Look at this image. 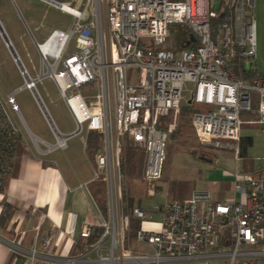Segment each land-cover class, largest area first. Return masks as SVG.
<instances>
[{
  "label": "built area",
  "instance_id": "obj_1",
  "mask_svg": "<svg viewBox=\"0 0 264 264\" xmlns=\"http://www.w3.org/2000/svg\"><path fill=\"white\" fill-rule=\"evenodd\" d=\"M40 1L71 15L73 24L68 30L52 29L43 41L34 39L41 59L38 77L30 74L18 54L13 55L24 79L16 92H32L55 142L33 134L13 95L7 100L0 94V184L13 169L23 129L42 155L66 149L74 135H81L86 147L89 132L97 131L102 134V151L93 181L105 182L111 213L101 225L102 237L92 245L101 249L109 242L108 254L100 256L99 263L209 264L226 258L227 264H264V169L236 175L233 195L225 200L216 199L210 190L196 189L184 201L155 205L161 214L157 228L145 227L151 215L136 208L134 215L142 220L137 238L147 243L150 253L125 248L129 216L123 212L121 173L124 140L129 136L146 154L142 180L147 192L157 194L167 143L185 103L197 108L191 121L203 146L232 140L230 147L238 156L241 113L252 111L254 102L256 121L264 130V75L246 81L241 74L251 70L257 53L255 0H220L218 8L217 0ZM181 29L191 33L195 46L166 48ZM0 35L12 53L14 45L1 20ZM46 77L54 81L74 118L73 133L59 130L37 89L38 81ZM94 83L97 93L84 94L83 89ZM169 115L174 119L160 127ZM75 219L71 214L70 231ZM93 230L87 225L81 236L87 239Z\"/></svg>",
  "mask_w": 264,
  "mask_h": 264
},
{
  "label": "rangeland",
  "instance_id": "obj_2",
  "mask_svg": "<svg viewBox=\"0 0 264 264\" xmlns=\"http://www.w3.org/2000/svg\"><path fill=\"white\" fill-rule=\"evenodd\" d=\"M255 2L254 18L257 23V53L256 58L251 61V69L264 73V0H255ZM219 5L220 0H217L216 7L218 8ZM19 11L22 13L23 19L17 18ZM105 12L106 9L103 6V17H105ZM0 20L6 24L7 33H9L24 65L33 77H38L41 74V59L34 46L33 37L30 36L29 39L25 37L17 25L23 23L26 27L24 22H27L34 38L43 41L48 34L50 24L55 23L68 28L73 23L71 16L36 0H0ZM26 29L28 30L27 27ZM23 83L24 79L17 73L11 54L6 49L4 40L0 35L1 96L9 100V96L13 95V99L29 128L35 134L54 143L55 139L51 135L49 124L32 92L28 89L16 92V89ZM37 89L60 131L70 133L75 130L76 124L73 122L54 81L49 77L43 78L38 81ZM97 91L95 83L83 89L84 94L89 96L97 93ZM182 115L184 114L181 110L177 116L176 129L172 132L174 133L180 129L181 135L177 133L173 136L171 133L167 143L162 177L156 183L157 194L155 196L149 195L147 192L148 187L142 179L129 182L128 186L127 182L123 183L122 195L124 196L125 189L128 187L130 192L136 195V198L139 197L143 207L147 209H152L153 206L167 201L181 202L189 198L195 188L203 186L202 171L205 166H212L221 171L220 178L213 181L210 187L211 192L220 200L233 195L236 175L244 176L248 172L264 169V130L258 121L243 120L241 123V136L252 138V144L248 146L246 155L240 159L234 149L230 147L234 142L232 140H223L220 146L201 145L197 141L194 127L181 120ZM173 119L174 116L171 115V121ZM67 144L71 153L76 154L75 148L82 151L83 165V161L89 156L80 137L71 138ZM192 149L196 150V154L192 153ZM198 156L205 158L210 156L214 164L206 162ZM91 161L93 168H96V159ZM103 200L110 218L111 213L107 205L108 193L106 186ZM117 215L119 216V214ZM145 246V251L150 253V249L147 245ZM129 248L133 253H137L136 250L138 249L135 243L131 244ZM209 264H227V259H214Z\"/></svg>",
  "mask_w": 264,
  "mask_h": 264
},
{
  "label": "crops",
  "instance_id": "obj_3",
  "mask_svg": "<svg viewBox=\"0 0 264 264\" xmlns=\"http://www.w3.org/2000/svg\"><path fill=\"white\" fill-rule=\"evenodd\" d=\"M36 1L59 10L43 1ZM17 18L23 19L20 11ZM24 23L28 30L23 23L18 24V28L28 39L30 36L35 39L27 22ZM3 24L7 33L6 24ZM71 26L66 28L52 23L45 38L54 28L68 30ZM7 35L14 45L9 33ZM14 49L19 55L15 45ZM10 54L20 76V70L13 60V54L11 52ZM69 114L75 123L70 112ZM31 132L35 134L32 130ZM50 132L55 139L51 129ZM75 136H79L83 143L81 135L73 137ZM69 148L67 145L66 149L42 155L35 149L23 129L13 169L6 181L4 191L0 192V264H101L98 262L99 257L108 254L109 242H106L101 249H96L89 247L88 239L81 236L85 226L91 225L93 229L100 228L109 216L107 211L102 210L95 194L94 168L91 159L87 158L88 160L83 161L82 165V151L75 148V154L69 152ZM206 158L212 159L210 156ZM220 176L221 171L218 168L205 166L202 171L204 184L194 190H210L213 181ZM213 195L217 199L214 193ZM134 196L136 206L151 215V219L145 221L143 225L157 228L161 221L160 212L154 210V206L152 209L143 207L139 197ZM2 213H5L4 218H1ZM71 214L76 215L72 231H70ZM47 239H50L49 244L45 243ZM145 245L147 243L136 241L135 246L138 249L136 251L144 252ZM147 247L149 248L148 245ZM33 254L36 256L33 257Z\"/></svg>",
  "mask_w": 264,
  "mask_h": 264
},
{
  "label": "trees",
  "instance_id": "obj_4",
  "mask_svg": "<svg viewBox=\"0 0 264 264\" xmlns=\"http://www.w3.org/2000/svg\"><path fill=\"white\" fill-rule=\"evenodd\" d=\"M218 22V21H215ZM195 45L191 44V33L186 29L179 30L178 33L174 34L171 41L166 45V48L172 50H183L186 48L194 47ZM241 63H239V67H241ZM239 72V70H237ZM241 74L246 81H250L253 77L257 75H264V73H259L254 69L251 70H242ZM257 103L254 102L253 110L250 112H242L241 118L244 121H254L257 116ZM197 110L195 105L185 103L182 107V112L184 115L181 116V120H184L187 124L192 125L191 117L193 112ZM190 115V117H188ZM171 121V115L162 120V123L159 124L160 127L165 126L167 122ZM180 129L176 132L172 133L173 136L177 133H180ZM184 134V133H183ZM181 135V133H180ZM187 142V141H185ZM252 144V138L250 137H241L239 141V155L238 157L242 159L246 155V151L249 145ZM20 145V144H19ZM17 147V151L19 148ZM85 150L91 160L96 159L97 156L102 151V134L97 131H90L88 134V141ZM17 153V152H16ZM192 153L196 154V150L192 149ZM146 162V154L143 149L136 146L133 141L129 138V136L125 137L123 151H122V159H121V173L123 177V183L127 182V186L129 182L139 181L142 179L143 170ZM11 172L6 173L2 178V183L0 184V192L4 191L6 181ZM126 180V181H125ZM94 184L96 186L95 194L98 197L100 205L103 211H107L105 206V202L103 197L105 196V182L102 179L94 180ZM123 197V212L124 215L129 216V228L125 234V248L130 249L129 246L131 244L138 241L137 233L141 229L142 220L134 215V210L138 208L136 206V200L134 194H132L128 187H126ZM6 207V205H5ZM140 208V207H139ZM5 211V210H4ZM1 218L5 217V213L1 215ZM104 229L96 228L93 230V233L87 238L88 246L91 247L95 244L103 235Z\"/></svg>",
  "mask_w": 264,
  "mask_h": 264
},
{
  "label": "water",
  "instance_id": "obj_5",
  "mask_svg": "<svg viewBox=\"0 0 264 264\" xmlns=\"http://www.w3.org/2000/svg\"><path fill=\"white\" fill-rule=\"evenodd\" d=\"M6 40H8V37L5 38ZM12 54L13 55H17V52L15 49H12ZM203 160H205L206 162H209V163H213V160L212 159H208V158H205V157H201Z\"/></svg>",
  "mask_w": 264,
  "mask_h": 264
},
{
  "label": "bare ground",
  "instance_id": "obj_6",
  "mask_svg": "<svg viewBox=\"0 0 264 264\" xmlns=\"http://www.w3.org/2000/svg\"><path fill=\"white\" fill-rule=\"evenodd\" d=\"M48 113V112H47ZM64 140V136L63 137H60V142H62ZM110 262L112 263H116L117 262V259L116 258H111L110 259Z\"/></svg>",
  "mask_w": 264,
  "mask_h": 264
},
{
  "label": "flooded vegetation",
  "instance_id": "obj_7",
  "mask_svg": "<svg viewBox=\"0 0 264 264\" xmlns=\"http://www.w3.org/2000/svg\"><path fill=\"white\" fill-rule=\"evenodd\" d=\"M198 157H200V158H201L202 156H198Z\"/></svg>",
  "mask_w": 264,
  "mask_h": 264
}]
</instances>
